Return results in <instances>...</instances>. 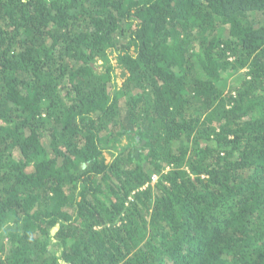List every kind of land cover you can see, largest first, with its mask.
<instances>
[{
    "label": "trees",
    "instance_id": "16d2710c",
    "mask_svg": "<svg viewBox=\"0 0 264 264\" xmlns=\"http://www.w3.org/2000/svg\"><path fill=\"white\" fill-rule=\"evenodd\" d=\"M0 264H264V0H0Z\"/></svg>",
    "mask_w": 264,
    "mask_h": 264
},
{
    "label": "rangeland",
    "instance_id": "374dc122",
    "mask_svg": "<svg viewBox=\"0 0 264 264\" xmlns=\"http://www.w3.org/2000/svg\"><path fill=\"white\" fill-rule=\"evenodd\" d=\"M117 73L119 74L120 73V70L119 69H117ZM120 81V78L118 77V82ZM106 155H107V158H109V155L106 153Z\"/></svg>",
    "mask_w": 264,
    "mask_h": 264
},
{
    "label": "built area",
    "instance_id": "2783aa9c",
    "mask_svg": "<svg viewBox=\"0 0 264 264\" xmlns=\"http://www.w3.org/2000/svg\"><path fill=\"white\" fill-rule=\"evenodd\" d=\"M153 178H154V176H153Z\"/></svg>",
    "mask_w": 264,
    "mask_h": 264
}]
</instances>
